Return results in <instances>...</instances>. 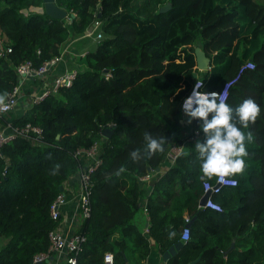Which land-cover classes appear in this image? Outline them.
<instances>
[{
	"label": "trees",
	"instance_id": "16d2710c",
	"mask_svg": "<svg viewBox=\"0 0 264 264\" xmlns=\"http://www.w3.org/2000/svg\"><path fill=\"white\" fill-rule=\"evenodd\" d=\"M41 2L0 0V35L11 49L0 57L1 96L19 84L20 63L30 61L38 68L59 56L72 37L90 47L75 59L69 87L38 103L30 101L34 87L54 78L51 67L43 77L22 83V107L0 115V129L27 123L42 129L39 139L17 136L0 148V239H6L0 241V264H30L35 254L46 251L48 232L61 220L51 219L50 204L59 186L84 165L73 152L94 142L100 145L102 164L91 176L90 215L75 231L85 237L76 264H100L106 252L112 253L113 264H142L150 241L161 254L181 241L185 216L195 218L189 239L163 264H188L198 257L195 264H264V242L247 246L249 235H264V0H55L75 17L21 13ZM167 2L170 9L159 13ZM96 18L100 39L84 36ZM196 47L210 59L209 70L195 68ZM247 61L252 68L245 67ZM197 79L205 91L232 81L225 102L235 108L251 97L261 107L244 129L253 135L246 142V166L228 175L237 185L212 196L222 212L198 208L202 182L214 183L215 176L200 172L194 145L204 134L197 119L186 137L194 130L201 136L186 144L181 137V103ZM104 128L112 130L110 137L102 135ZM145 132L165 137L162 151L147 153ZM172 142L183 144L182 152L159 173ZM133 150L141 153L138 159L131 157ZM121 166L125 170L119 172ZM148 169L155 177L145 195L139 177ZM250 222L260 227L252 230ZM44 264L68 263L51 256Z\"/></svg>",
	"mask_w": 264,
	"mask_h": 264
},
{
	"label": "built area",
	"instance_id": "2783aa9c",
	"mask_svg": "<svg viewBox=\"0 0 264 264\" xmlns=\"http://www.w3.org/2000/svg\"><path fill=\"white\" fill-rule=\"evenodd\" d=\"M100 21L96 18L93 20L89 28L86 29L84 36L93 37L95 39H100L101 34L98 31L100 26ZM4 38L0 35V57L7 55L11 49L8 46L3 44ZM62 54V52H61ZM61 54L57 57H53L49 61H45L40 67L34 68L30 61H24L16 66V72L19 78V84L15 86L11 92L5 96L0 95V115L5 114L11 111L22 98L24 93L22 92V83L27 79L33 77H43L47 71L53 67L60 59ZM245 67L252 68L253 62L247 61ZM76 76L75 69H66L61 74L56 75L49 84H43L42 87L36 93H31L29 99L32 103H38L47 96L57 93L59 88L69 87L72 84ZM202 80L197 79L192 85L190 91L186 96H188L193 86L196 84L199 87L200 91H205L203 89ZM232 84V81H227L224 83L220 90H215L219 93L218 100H226L228 95V90ZM185 96V97H186ZM183 102V101H182ZM182 105V103H181ZM182 112V122H184L187 117L181 108ZM30 134H34L37 139L42 137V129L38 126L31 125L30 123L25 124L23 127H10L9 125L5 128L0 129V148L7 142L15 139L17 136L29 137ZM201 136L199 130H194L193 134L188 137L189 141H193ZM183 149V144H176L174 142L170 143L167 151L165 153V161L167 164H173L178 156L181 154ZM73 155L84 162V165L78 170L77 177V188L73 193V200L75 201V208L72 214V218L69 221L68 227L74 222L78 221V224L81 223L84 219L89 217L91 212L90 207V195L92 192V181L91 176L93 172L102 164L101 158V148L98 142L92 143L88 147L77 148ZM155 172L152 169H149L147 173L139 177V181L147 182L149 181ZM236 179L227 176L218 177L215 176L214 183H210L205 180L202 182L203 193L209 192V196L203 206L198 204L200 209H209L215 212H222L221 205L216 202L212 196L219 194L223 187H234L237 185V182L233 183L232 181ZM66 182V181H65ZM65 182L62 184L63 190L56 195L49 207V215L51 219L58 220L62 217L61 208L67 204L68 196L66 194ZM201 195V197H202ZM200 197V198H201ZM144 214L147 216V210L144 208ZM61 221V220H60ZM60 221L58 224H60ZM190 221L188 216L184 217L185 224ZM189 228L183 227L180 235L181 242H186L189 239ZM48 247L46 251L35 254L30 264H44L47 263L48 259L51 256H55L57 259H64L68 264H76L77 256L83 251V245L85 242V237L79 233L73 232H63L59 229V225L54 229L48 232ZM100 264H113V255L111 252H106L102 257V262Z\"/></svg>",
	"mask_w": 264,
	"mask_h": 264
},
{
	"label": "clouds",
	"instance_id": "9594fccd",
	"mask_svg": "<svg viewBox=\"0 0 264 264\" xmlns=\"http://www.w3.org/2000/svg\"><path fill=\"white\" fill-rule=\"evenodd\" d=\"M218 95L215 90L200 91L195 84L181 105L183 113L188 117L187 122L197 119L199 129L204 134V139L197 140L194 147L201 158L200 172L209 178L224 177L244 170L245 157L248 155L246 142L253 139L252 132L244 129L261 114L260 105L251 97L243 99L233 108L224 100H218ZM144 140L147 142L146 150L149 155L163 150L164 136L157 138L145 132ZM140 154L139 150L130 153L133 159H138ZM124 170L121 166L118 171ZM174 234L169 233L170 236Z\"/></svg>",
	"mask_w": 264,
	"mask_h": 264
},
{
	"label": "crops",
	"instance_id": "0c3cea01",
	"mask_svg": "<svg viewBox=\"0 0 264 264\" xmlns=\"http://www.w3.org/2000/svg\"><path fill=\"white\" fill-rule=\"evenodd\" d=\"M79 39H80L79 37H72L63 45L61 59L51 68V72H49L50 76L52 75V78L55 77L56 75L61 74L66 69H74L73 65L76 62L75 59L77 58V56H81L83 53L84 54L86 53L87 48L84 45L85 42L80 44ZM39 89L34 87L32 93L38 92ZM21 99L18 101L17 105L19 104L22 107L24 104L20 102ZM187 121H188V117L185 118L183 122L184 126L182 127L181 137L184 138L183 144H186L189 142L188 137H186V135L188 133L190 123H188ZM168 165L169 164H167L165 161L164 163H162L159 170L157 171L159 173H163L167 169ZM154 177H155V174L152 176V178L149 181L143 182V185H144L143 189H144L145 195L149 194L150 189H151L150 181ZM65 187H66V194L68 196V201H67V204L61 208L62 217H61V221L59 224V229L63 232H67V231L73 232V231H76L78 229V226L80 225L78 224V221H77V222H74L72 225H70L71 226L70 229L67 228L69 221L72 218L71 216L75 208V201L73 200V193L75 192L77 188L76 175L66 180ZM145 202L146 200L144 198L140 202V206H142ZM142 215L145 221L143 232L147 233L148 232V216L144 215L143 212H142ZM163 263L164 261L161 257V253H159L158 251L157 246L154 244L153 241H150V252L148 256L145 258V260L142 261V264H163Z\"/></svg>",
	"mask_w": 264,
	"mask_h": 264
},
{
	"label": "water",
	"instance_id": "95a60500",
	"mask_svg": "<svg viewBox=\"0 0 264 264\" xmlns=\"http://www.w3.org/2000/svg\"><path fill=\"white\" fill-rule=\"evenodd\" d=\"M169 9H170V3L167 2L159 8V13H164V12L168 11ZM21 13H23L24 15H28L29 13H38V14L44 13L51 18L59 19V20H63L66 18L72 19L75 17L74 14L68 13L64 6H58L55 3V0H42L40 5H38V6H32L31 5L25 9H22ZM194 56H195V68H197V70H199V71L208 70V68L210 66V59L205 55L204 51L200 47L195 48ZM193 76L196 77L197 74H193ZM111 134H112V130L110 128H104L102 130V135L106 138L110 137ZM62 190H63V188L61 185V186H59V191H62ZM208 196H209V192L204 193L202 195V197L199 199L198 204L200 206H203L205 204ZM194 219H195L194 217L192 219H190V221L185 224V227L189 228L193 224ZM182 244H183V242L179 241V242L173 244L172 246H170L166 251H164L161 254L163 261L165 262L169 258L175 256L178 249L182 246ZM232 247H233V242L230 245V248H232ZM228 250L223 252L224 256L227 254ZM199 259L200 258L198 257L194 261H191L188 264H195ZM127 264H130V263H127Z\"/></svg>",
	"mask_w": 264,
	"mask_h": 264
},
{
	"label": "rangeland",
	"instance_id": "374dc122",
	"mask_svg": "<svg viewBox=\"0 0 264 264\" xmlns=\"http://www.w3.org/2000/svg\"><path fill=\"white\" fill-rule=\"evenodd\" d=\"M248 29H249V27L247 28V30L245 32H248ZM84 45L86 46L87 49L90 47L89 43H84ZM82 55H84V53ZM209 69L210 68H208V70ZM261 224L264 225V215L262 217ZM257 225L258 224L256 222L255 223L254 222H250L249 223V228L252 229V230H255L256 228L260 227V225H258V226ZM263 237H264V235L260 236V234H258L257 236L249 235V242H248L247 246H252L253 248H257L259 245H262V243L264 242V240H263L264 238ZM5 240H6L5 238H1L0 239V241L2 243H4ZM1 242H0V244H1ZM232 242L234 243V240ZM258 260L261 261L260 258Z\"/></svg>",
	"mask_w": 264,
	"mask_h": 264
}]
</instances>
